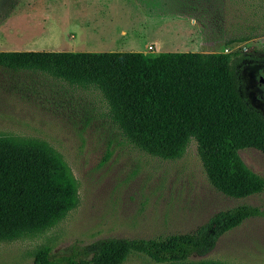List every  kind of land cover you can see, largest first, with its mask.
<instances>
[{"label":"trees","instance_id":"trees-1","mask_svg":"<svg viewBox=\"0 0 264 264\" xmlns=\"http://www.w3.org/2000/svg\"><path fill=\"white\" fill-rule=\"evenodd\" d=\"M236 57V52H0V67L94 89L120 136L150 156L174 160L192 140L210 186L225 197L243 199L264 189V179L238 156L244 149L264 155V115L240 95L232 65ZM76 203L75 182L54 149L40 139L0 135V243L43 233ZM257 214L255 208L238 206L190 233L107 238L58 257L41 246L30 264H122L132 255L157 264H225L187 258L205 254L220 235Z\"/></svg>","mask_w":264,"mask_h":264},{"label":"rangeland","instance_id":"rangeland-1","mask_svg":"<svg viewBox=\"0 0 264 264\" xmlns=\"http://www.w3.org/2000/svg\"><path fill=\"white\" fill-rule=\"evenodd\" d=\"M206 8L215 33L210 39L218 42L205 53H238L232 65L240 95L264 115V0H209ZM0 135L46 142L65 162L77 197L76 206L43 233L1 242L0 264H30L41 246L58 257L107 238L190 233L213 215L238 206L255 208L258 214L220 235L205 254L191 253L187 261L264 264V189L243 199L215 191L192 140L174 160L136 149L111 124L92 88L70 86L37 71L0 67ZM238 156L264 179L263 154L244 149ZM122 264L157 263L132 255Z\"/></svg>","mask_w":264,"mask_h":264},{"label":"crops","instance_id":"crops-1","mask_svg":"<svg viewBox=\"0 0 264 264\" xmlns=\"http://www.w3.org/2000/svg\"><path fill=\"white\" fill-rule=\"evenodd\" d=\"M208 5L209 0H0V52L205 53L218 42L210 39L215 33Z\"/></svg>","mask_w":264,"mask_h":264},{"label":"built area","instance_id":"built-area-1","mask_svg":"<svg viewBox=\"0 0 264 264\" xmlns=\"http://www.w3.org/2000/svg\"><path fill=\"white\" fill-rule=\"evenodd\" d=\"M146 50H147V51H151V50H152V47H151V46H147V47H146ZM225 52H226V51H225Z\"/></svg>","mask_w":264,"mask_h":264}]
</instances>
